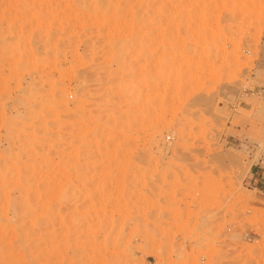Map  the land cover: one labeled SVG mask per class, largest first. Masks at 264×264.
<instances>
[{
	"label": "rangeland",
	"instance_id": "374dc122",
	"mask_svg": "<svg viewBox=\"0 0 264 264\" xmlns=\"http://www.w3.org/2000/svg\"><path fill=\"white\" fill-rule=\"evenodd\" d=\"M95 1L0 0V264H264V0Z\"/></svg>",
	"mask_w": 264,
	"mask_h": 264
},
{
	"label": "bare ground",
	"instance_id": "6f19581e",
	"mask_svg": "<svg viewBox=\"0 0 264 264\" xmlns=\"http://www.w3.org/2000/svg\"><path fill=\"white\" fill-rule=\"evenodd\" d=\"M95 1V0H94ZM99 1V0H98ZM101 1H104V0H101ZM230 1V0H229ZM96 2V1H95ZM104 2H106V3H108V4H112V3H114V1H112V0H105ZM103 2V3H104ZM97 3V2H96ZM99 3H101V2H99ZM82 4V3H81ZM107 4V5H108ZM147 4V3H146ZM101 5V4H100ZM111 7V6H110ZM131 8V7H130ZM112 13V12H111ZM102 16V15H101ZM132 18V17H131ZM95 19V18H94ZM147 19V18H146ZM101 20V19H100ZM99 23V22H98ZM98 23H97V25H98ZM122 25V24H121ZM123 26V25H122ZM138 30V29H137ZM8 32V31H7ZM115 32V31H114ZM95 42V41H94ZM116 45V44H115ZM114 45V46H115ZM62 48V47H61ZM58 49H59V47H58ZM61 50V49H60ZM60 50H58V51H60ZM120 50H121V48H120ZM31 54V53H30ZM31 57V56H30ZM31 87V86H30ZM28 91V90H27ZM26 94V93H25ZM26 98V97H25ZM7 120V119H6ZM10 137V136H9ZM57 137V136H56ZM15 138V137H14ZM61 138V137H60ZM37 141V140H36ZM10 145V144H9ZM51 149V148H50ZM43 159V158H42ZM29 164H31V161H30V163ZM26 166H27V164H26ZM70 250V249H69ZM76 250V249H75ZM75 250H71V251H68V252H66L65 254H64V256H63V261L64 262H69L70 260H72L73 258H75V256L77 255V252L75 251ZM47 263H49V262H47ZM159 264H165L164 262L163 263H159Z\"/></svg>",
	"mask_w": 264,
	"mask_h": 264
},
{
	"label": "crops",
	"instance_id": "0c3cea01",
	"mask_svg": "<svg viewBox=\"0 0 264 264\" xmlns=\"http://www.w3.org/2000/svg\"><path fill=\"white\" fill-rule=\"evenodd\" d=\"M251 182H252V185H253V176H252V181ZM259 182H261V179L259 177H255L254 184L257 185L258 186L257 188L259 190H262V192L264 193V184H263V182H261V184H258Z\"/></svg>",
	"mask_w": 264,
	"mask_h": 264
}]
</instances>
